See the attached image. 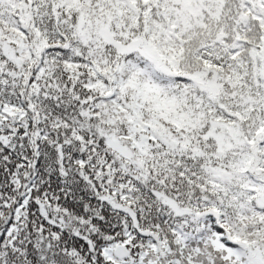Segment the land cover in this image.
<instances>
[{"label": "snow or ice", "instance_id": "1", "mask_svg": "<svg viewBox=\"0 0 264 264\" xmlns=\"http://www.w3.org/2000/svg\"><path fill=\"white\" fill-rule=\"evenodd\" d=\"M0 264H264V0H0Z\"/></svg>", "mask_w": 264, "mask_h": 264}]
</instances>
